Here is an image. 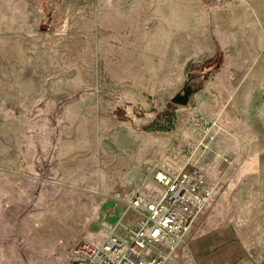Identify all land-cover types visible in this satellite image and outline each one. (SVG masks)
Returning a JSON list of instances; mask_svg holds the SVG:
<instances>
[{
	"label": "rangeland",
	"instance_id": "1",
	"mask_svg": "<svg viewBox=\"0 0 264 264\" xmlns=\"http://www.w3.org/2000/svg\"><path fill=\"white\" fill-rule=\"evenodd\" d=\"M187 164L212 198L166 264H264V0H0V264H68Z\"/></svg>",
	"mask_w": 264,
	"mask_h": 264
},
{
	"label": "built area",
	"instance_id": "2",
	"mask_svg": "<svg viewBox=\"0 0 264 264\" xmlns=\"http://www.w3.org/2000/svg\"><path fill=\"white\" fill-rule=\"evenodd\" d=\"M193 123L205 126L198 117ZM187 166L175 174L154 171L151 190L134 196L121 218L133 212L134 226L119 222L99 246L79 241L68 264H166L212 198L205 174Z\"/></svg>",
	"mask_w": 264,
	"mask_h": 264
},
{
	"label": "water",
	"instance_id": "3",
	"mask_svg": "<svg viewBox=\"0 0 264 264\" xmlns=\"http://www.w3.org/2000/svg\"><path fill=\"white\" fill-rule=\"evenodd\" d=\"M214 70V67H209L203 68L201 72L189 73L180 91L171 99V103L177 106H187L195 91L193 79H202L206 74Z\"/></svg>",
	"mask_w": 264,
	"mask_h": 264
},
{
	"label": "trees",
	"instance_id": "4",
	"mask_svg": "<svg viewBox=\"0 0 264 264\" xmlns=\"http://www.w3.org/2000/svg\"><path fill=\"white\" fill-rule=\"evenodd\" d=\"M220 63H222V59L220 60V57L217 55L211 62L207 64V67L212 66L217 70L220 66Z\"/></svg>",
	"mask_w": 264,
	"mask_h": 264
},
{
	"label": "bare ground",
	"instance_id": "5",
	"mask_svg": "<svg viewBox=\"0 0 264 264\" xmlns=\"http://www.w3.org/2000/svg\"><path fill=\"white\" fill-rule=\"evenodd\" d=\"M104 225H107V224H104Z\"/></svg>",
	"mask_w": 264,
	"mask_h": 264
}]
</instances>
